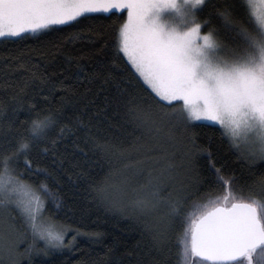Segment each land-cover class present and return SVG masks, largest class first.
Instances as JSON below:
<instances>
[{
  "label": "trees",
  "instance_id": "16d2710c",
  "mask_svg": "<svg viewBox=\"0 0 264 264\" xmlns=\"http://www.w3.org/2000/svg\"><path fill=\"white\" fill-rule=\"evenodd\" d=\"M226 2L238 5V14L247 21L243 0H206L207 6L198 9L199 20L219 24L212 5ZM122 19L93 15L35 34L0 38V157L26 136L37 111H58L59 124L29 154L31 169L25 171L22 156L15 168L24 181L44 182L59 197L43 199L40 220L53 228L70 224L82 233L74 247L34 255L33 264H176L179 218L165 229L170 193L181 188L191 192L187 205L210 187L221 191L215 183L219 168L224 176L234 177L231 186L237 192L260 195L264 161L245 159L220 126L193 122L189 135L206 150L191 157L186 155L187 139L168 140L167 118L154 93L118 53L117 25ZM222 34L229 43L237 42L231 33ZM21 65L35 74V83L23 92ZM96 73L99 77L89 79ZM75 116L83 124L61 134L60 127L73 123ZM156 180L164 199L151 193L150 182ZM141 199L148 202L142 209L135 206ZM26 228L15 203L0 206V236L14 239ZM162 231L165 242L157 245L153 236ZM30 233L28 229L26 235ZM38 243L43 246V241ZM21 264H28L27 258Z\"/></svg>",
  "mask_w": 264,
  "mask_h": 264
},
{
  "label": "snow or ice",
  "instance_id": "6c2138e0",
  "mask_svg": "<svg viewBox=\"0 0 264 264\" xmlns=\"http://www.w3.org/2000/svg\"><path fill=\"white\" fill-rule=\"evenodd\" d=\"M243 2L247 21L238 14V5L226 2L221 7L212 5L219 20L214 24L199 20L198 9L207 6L206 0H0V37L93 15L123 17L117 25L118 53L154 93L155 104L167 118L168 140L187 139L189 157L206 150L200 149L194 134L189 133L193 122L210 120L219 124L222 135L233 145L243 141L245 159L264 161V0ZM205 25H210L207 31ZM222 32L231 33L237 42L229 43ZM31 71L25 67L22 92L35 83ZM61 119L58 111H37L26 136L9 155L0 157V206L15 203L27 224L14 239L0 236V258L7 264H21L25 258L33 264L34 255L74 247L82 234L70 224L61 222L53 228L40 220L43 199L59 197L44 182L24 181L15 168L22 156L25 171L31 169V150ZM73 120L60 127L61 134L75 132L83 124L79 116ZM233 182L234 177L224 176L217 168L215 183L221 191L210 187L187 205L191 192L181 188L170 193L165 229L179 218L176 264H264V180L259 196H244L231 186ZM150 184L152 195L164 199L161 182ZM147 203L141 199L135 206L142 209ZM28 229L30 236L26 235ZM38 241H43V246ZM153 241L162 245L165 232H157Z\"/></svg>",
  "mask_w": 264,
  "mask_h": 264
},
{
  "label": "rangeland",
  "instance_id": "374dc122",
  "mask_svg": "<svg viewBox=\"0 0 264 264\" xmlns=\"http://www.w3.org/2000/svg\"><path fill=\"white\" fill-rule=\"evenodd\" d=\"M165 15H167V13H165ZM56 25H58V24H56ZM45 29V28H44ZM44 29H39V30H36V31H26V32H24V33H21L19 36H21V35H24V34H35V33H38V32H40V31H42V30H44ZM7 37H18V36H7ZM0 38H2V37H0ZM138 74V73H137ZM139 75V74H138ZM142 79V78H141ZM201 121H203V122H210V123H213V124H216V125H218L219 126V124L218 123H216V122H213V121H210V120H201ZM235 147H237L238 149H241V151H246V147H245V145L243 144V141L241 142V144L240 145H235ZM40 211V209H38V212ZM45 223V222H44Z\"/></svg>",
  "mask_w": 264,
  "mask_h": 264
}]
</instances>
